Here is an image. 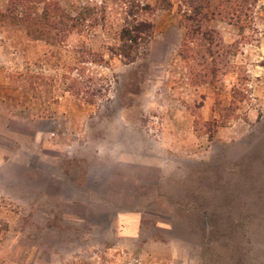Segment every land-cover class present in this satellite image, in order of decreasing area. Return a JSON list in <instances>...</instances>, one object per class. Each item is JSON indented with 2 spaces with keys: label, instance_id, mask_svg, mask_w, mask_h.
<instances>
[{
  "label": "rangeland",
  "instance_id": "rangeland-1",
  "mask_svg": "<svg viewBox=\"0 0 264 264\" xmlns=\"http://www.w3.org/2000/svg\"><path fill=\"white\" fill-rule=\"evenodd\" d=\"M154 2L0 0V264H264V0L211 19L238 41L213 74ZM229 196L245 217L213 232Z\"/></svg>",
  "mask_w": 264,
  "mask_h": 264
},
{
  "label": "trees",
  "instance_id": "trees-1",
  "mask_svg": "<svg viewBox=\"0 0 264 264\" xmlns=\"http://www.w3.org/2000/svg\"><path fill=\"white\" fill-rule=\"evenodd\" d=\"M248 3L249 0H180L179 8L181 5H186L187 8L182 11L181 22L184 27V33L177 53L180 55L185 64L188 66L190 65L191 67H194L195 65H210L213 68L210 72L213 74L217 69L214 68V63L218 62V60L220 61V52L225 55L230 52L232 54H236L237 50L233 51V48L238 45V41H234L232 43L224 42L221 33L217 29L210 27L209 23L211 19H216L238 27L246 26L247 23H245V17H248V13L246 12V10H248ZM172 6V0H155L154 4L143 3L141 5V10L152 13L157 9H169ZM150 29L151 23L140 21L139 24L132 28H125L123 32L126 34L124 36L122 35V39H126L124 41H137V39L141 36L147 35ZM124 55L131 58L128 53ZM195 59H198L199 61L196 62ZM220 64H223L224 70L228 67H232L231 65L227 66L229 63L226 60L218 62L219 66ZM259 131V133L257 132L252 134V137L255 139L253 146L256 149L262 150L264 148V128ZM262 165L264 166V161L262 162ZM215 170L218 172V167H216ZM240 174V178L247 176L245 170H242ZM251 186L252 183L250 184V187ZM250 187L248 186L246 195L252 192V188ZM261 190L263 193L258 194L256 201H254L253 205H251L252 207H258L259 205V210H261V206L264 207V180L262 181ZM234 198L236 197L229 196L226 198V205L217 206L218 209L225 206L224 211L227 212L226 215H224V211L219 212L218 215L215 214V209H211L212 211L208 212L207 208L204 207L203 204V206L199 207L202 212H200L197 217L200 218L201 223L204 225L207 219L206 214H209L210 217L208 222L210 223V226L214 228L213 232L217 231L218 224L226 222L225 234L232 233V235H234L236 231L235 218L240 216L242 220L243 217H245L241 211H238L242 209H239L240 204L234 205L232 203ZM233 211H236L237 213L234 214ZM214 214L215 216L213 217ZM247 215L251 214L247 213ZM227 249L231 250V248ZM234 253L231 252V255Z\"/></svg>",
  "mask_w": 264,
  "mask_h": 264
},
{
  "label": "crops",
  "instance_id": "crops-1",
  "mask_svg": "<svg viewBox=\"0 0 264 264\" xmlns=\"http://www.w3.org/2000/svg\"><path fill=\"white\" fill-rule=\"evenodd\" d=\"M248 71L255 72V70H248ZM258 72H259V71H258ZM260 72H262V71H260ZM260 72H259V73H260ZM254 74H255V73H254ZM256 74H258V73H256ZM260 74H261V73H260ZM257 76H258V75H257Z\"/></svg>",
  "mask_w": 264,
  "mask_h": 264
}]
</instances>
